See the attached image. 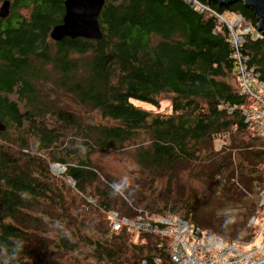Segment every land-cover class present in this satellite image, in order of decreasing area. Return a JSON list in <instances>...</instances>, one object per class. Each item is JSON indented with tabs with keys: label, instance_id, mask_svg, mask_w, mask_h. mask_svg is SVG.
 <instances>
[{
	"label": "trees",
	"instance_id": "trees-1",
	"mask_svg": "<svg viewBox=\"0 0 264 264\" xmlns=\"http://www.w3.org/2000/svg\"><path fill=\"white\" fill-rule=\"evenodd\" d=\"M10 1V17L0 18V120L7 126L0 134V264H63L83 252L86 240L71 228L76 223L63 197L68 189L86 199L92 215H108L103 225L90 222L101 237L87 238L89 257L101 264H140L162 253L156 236L113 232L112 211L131 218L139 209L170 213L201 225L193 204L171 201L170 195L144 208L133 190L111 196L114 181L94 163L107 150H134L154 179L172 184L191 170L212 181L236 171L231 146L216 147L227 135L241 143L237 181L246 185L252 169L261 183L264 136L245 123L244 108L253 102L228 80L237 78L234 49L215 15L186 0H106L102 40L54 42L50 34L63 22L66 0ZM197 1L257 28V16L242 3ZM242 51L264 80V36L246 39ZM163 95L171 96L169 113L160 109ZM248 132L262 140L259 145L237 136ZM53 165L66 168L61 179Z\"/></svg>",
	"mask_w": 264,
	"mask_h": 264
},
{
	"label": "rangeland",
	"instance_id": "rangeland-1",
	"mask_svg": "<svg viewBox=\"0 0 264 264\" xmlns=\"http://www.w3.org/2000/svg\"><path fill=\"white\" fill-rule=\"evenodd\" d=\"M1 6V3H0ZM31 10L23 9L22 13L26 16L30 14ZM225 18L231 19V13L224 14ZM233 86L237 85V78L234 75L228 79ZM11 99H16L17 96H10ZM69 100V99H66ZM70 101H63L69 103ZM136 106L146 110L157 112L158 109L151 105L133 101ZM160 109L164 113H169L171 110V96L163 95L160 97ZM81 112V109H77ZM240 139L245 142H255L258 145L262 140H257L251 133L238 134ZM233 149V158L235 160L236 171L232 174L225 172L221 177L212 181H205L196 177L191 170H186L181 174L179 180L169 183L168 179L157 178L154 179L151 174L144 171L137 163L134 155V150L127 149L123 151L107 150L98 153L94 156V163L100 168L102 173L112 179L118 181L122 176H129L132 182L133 192L137 193L142 200L144 208L147 203L154 201H161L162 196L170 195L171 201H181L183 203H191L197 208V213L202 216L199 225L205 232L217 234L228 241H235L239 244L240 249L244 252H252L253 262L256 264L264 260V250L262 243L264 241V204L262 205V196L260 188H264V165L260 167L261 177L258 178L261 183L254 181L251 177L249 169L246 176V185H242L237 181L240 174L239 165V147L240 142H234L229 136H223L218 139L216 143L217 150H221L223 146ZM231 146V148H230ZM242 157V156H241ZM65 167L60 166V169L65 171ZM57 169H55L56 171ZM197 168H195V171ZM53 171V173L61 179L60 175ZM62 175V174H61ZM232 177L236 179L233 182ZM232 180V181H231ZM66 185H68L66 183ZM247 187V189H246ZM171 190V194L168 193ZM64 198L68 201L69 213L74 219L76 225L71 227L74 232H81L86 243L83 245V252L79 255H71L63 260V264H101L89 257V243L87 238L97 239L101 237V233L97 232L93 223L95 219L100 222H106L107 214L92 215L90 210H85V200H81L75 191L65 190ZM82 203V204H81ZM163 209L162 206L158 207ZM227 208L237 210V217L234 223L225 224V216L222 214ZM89 211V212H88ZM169 212V211H168ZM149 213H151L149 211ZM154 214V213H151ZM166 215H171L167 213ZM216 219L220 225L213 222ZM256 218V221H254ZM50 236L54 237V234Z\"/></svg>",
	"mask_w": 264,
	"mask_h": 264
},
{
	"label": "built area",
	"instance_id": "built-area-1",
	"mask_svg": "<svg viewBox=\"0 0 264 264\" xmlns=\"http://www.w3.org/2000/svg\"><path fill=\"white\" fill-rule=\"evenodd\" d=\"M193 4L202 14L215 15L222 26L229 30L234 59L236 62L237 85L236 91L248 97L253 104L244 108L245 123L252 125L264 136V80L251 66V59L242 48L246 39L262 38L263 34L240 15H232L229 20L214 12L197 0H186ZM61 165H53L52 171L58 168L57 175L62 176L65 171ZM62 174V175H61ZM70 186H75L73 180H68ZM264 204V188H260ZM90 204L94 203L91 200ZM109 221L113 232L127 229L130 233L149 234L159 238L162 253L155 254L140 264H252V252H244L235 241H228L217 234L205 232L200 226L191 224L182 217L172 215L151 214L147 210L139 209L135 217L131 218L117 211L109 213ZM256 221V218L255 220ZM264 250V241L262 243Z\"/></svg>",
	"mask_w": 264,
	"mask_h": 264
},
{
	"label": "water",
	"instance_id": "water-1",
	"mask_svg": "<svg viewBox=\"0 0 264 264\" xmlns=\"http://www.w3.org/2000/svg\"><path fill=\"white\" fill-rule=\"evenodd\" d=\"M220 5L242 3L251 9L258 18L257 31L264 36V0H212ZM106 0H66V13L63 22L51 31V39L61 42L66 38L89 40H102L104 34L99 21ZM12 2L6 0L0 7V18L5 20L10 17ZM7 130L6 124L0 120V134ZM2 249L0 248V254ZM264 264V260L256 263Z\"/></svg>",
	"mask_w": 264,
	"mask_h": 264
},
{
	"label": "clouds",
	"instance_id": "clouds-1",
	"mask_svg": "<svg viewBox=\"0 0 264 264\" xmlns=\"http://www.w3.org/2000/svg\"><path fill=\"white\" fill-rule=\"evenodd\" d=\"M81 150L84 151L82 145L80 146ZM111 196H122L126 193H128L132 188V182L129 178V176L125 175L122 176L118 181H114L110 184ZM225 216V224H232L235 222L237 217V210L232 208H227L222 213Z\"/></svg>",
	"mask_w": 264,
	"mask_h": 264
},
{
	"label": "bare ground",
	"instance_id": "bare-ground-1",
	"mask_svg": "<svg viewBox=\"0 0 264 264\" xmlns=\"http://www.w3.org/2000/svg\"><path fill=\"white\" fill-rule=\"evenodd\" d=\"M55 169H57L56 172H59L60 171L58 168H55Z\"/></svg>",
	"mask_w": 264,
	"mask_h": 264
},
{
	"label": "flooded vegetation",
	"instance_id": "flooded-vegetation-1",
	"mask_svg": "<svg viewBox=\"0 0 264 264\" xmlns=\"http://www.w3.org/2000/svg\"><path fill=\"white\" fill-rule=\"evenodd\" d=\"M12 2V1H11ZM2 5V4H1ZM1 7V6H0ZM12 11V10H11ZM57 26V25H56ZM50 36H51V34H50ZM55 42V41H54Z\"/></svg>",
	"mask_w": 264,
	"mask_h": 264
}]
</instances>
